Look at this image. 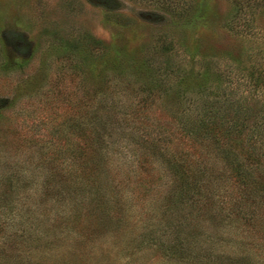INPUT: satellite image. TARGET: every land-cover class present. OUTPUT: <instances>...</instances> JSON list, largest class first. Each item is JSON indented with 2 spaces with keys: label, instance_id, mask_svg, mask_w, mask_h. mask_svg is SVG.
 I'll return each instance as SVG.
<instances>
[{
  "label": "rangeland",
  "instance_id": "374dc122",
  "mask_svg": "<svg viewBox=\"0 0 264 264\" xmlns=\"http://www.w3.org/2000/svg\"><path fill=\"white\" fill-rule=\"evenodd\" d=\"M0 264H264V0H0Z\"/></svg>",
  "mask_w": 264,
  "mask_h": 264
}]
</instances>
